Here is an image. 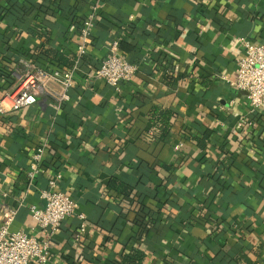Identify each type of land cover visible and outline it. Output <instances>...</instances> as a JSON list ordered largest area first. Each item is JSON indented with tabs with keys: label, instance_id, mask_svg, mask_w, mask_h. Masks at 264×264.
<instances>
[{
	"label": "crops",
	"instance_id": "0c3cea01",
	"mask_svg": "<svg viewBox=\"0 0 264 264\" xmlns=\"http://www.w3.org/2000/svg\"><path fill=\"white\" fill-rule=\"evenodd\" d=\"M93 3L0 0V97L37 66L77 67L78 78L61 106L44 93L0 118V225L15 208L11 230L43 238L31 205H45L61 170L59 188L88 226L78 239L80 219H65L45 264H264V110L232 84L240 39L264 42V0H103L81 55ZM116 40L141 64L121 91L87 77ZM156 107L174 113L163 140ZM241 117L253 124L238 128ZM139 162L150 167L144 179ZM113 178L133 190L117 191Z\"/></svg>",
	"mask_w": 264,
	"mask_h": 264
},
{
	"label": "built area",
	"instance_id": "2783aa9c",
	"mask_svg": "<svg viewBox=\"0 0 264 264\" xmlns=\"http://www.w3.org/2000/svg\"><path fill=\"white\" fill-rule=\"evenodd\" d=\"M103 0H94L89 18L82 29V44L79 46L81 55L87 53L92 30L95 27L97 14ZM245 48L244 55L238 60L237 77L232 84L247 93L253 112L264 110V42H255L241 38ZM141 64L133 63L121 54L119 41H114L108 56L99 67L88 73V80L105 81L107 84L122 90V84L132 81L140 71ZM77 67L72 69L50 70L34 67L20 79L15 89L0 97V118L17 112L29 105L41 94L50 95L59 106L71 100V90L77 86ZM57 83L59 91H54L50 85ZM253 124L246 117H241L237 127ZM43 149L37 150L28 168V177L33 183L40 173ZM63 179L62 171L50 179L49 188L41 192L45 205H31V212L36 220V229L44 235L43 238L24 229L11 230L17 214V209L8 208L5 212V222L0 225V264H45L51 252V238L59 231L65 219L78 217L80 225L77 228V238L81 239L87 230V215L79 211V204L67 191L59 188Z\"/></svg>",
	"mask_w": 264,
	"mask_h": 264
},
{
	"label": "trees",
	"instance_id": "16d2710c",
	"mask_svg": "<svg viewBox=\"0 0 264 264\" xmlns=\"http://www.w3.org/2000/svg\"><path fill=\"white\" fill-rule=\"evenodd\" d=\"M50 53H52V56L57 59L58 61L72 66L74 62H72V60L66 58L64 55L56 52V51H50ZM141 61V60H140ZM133 63H138V62H134L131 61ZM100 66V65H99ZM97 66V67H99ZM174 113L168 110H163L160 107H156L153 111V121L155 122L156 125L159 126V128H162V132L161 135L159 134L158 137H160L159 139L163 140L166 139L167 135L170 132L171 126H172V122L171 119L173 117ZM160 123V125H159ZM205 137L200 141L201 146H205V141H207V139L210 137V133L207 132L205 133ZM136 169L143 174V178L146 176V174L148 173L150 167L144 163L139 162L136 166ZM140 179V180H142ZM142 183V182H141ZM138 185H141L140 183ZM110 186L115 188L117 191L122 192L124 194H129L132 190H133V185L131 183H127L124 180H119L117 178H113L110 181ZM245 259V258H244ZM245 261L247 262V264H254L251 260L249 259H245Z\"/></svg>",
	"mask_w": 264,
	"mask_h": 264
}]
</instances>
